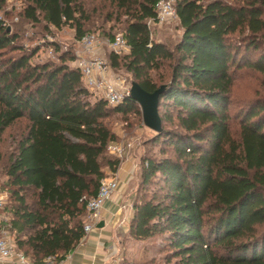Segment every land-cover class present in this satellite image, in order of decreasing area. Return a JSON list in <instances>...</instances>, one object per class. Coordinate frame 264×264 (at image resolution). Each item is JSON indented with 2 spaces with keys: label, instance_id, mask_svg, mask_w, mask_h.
Listing matches in <instances>:
<instances>
[{
  "label": "trees",
  "instance_id": "1",
  "mask_svg": "<svg viewBox=\"0 0 264 264\" xmlns=\"http://www.w3.org/2000/svg\"><path fill=\"white\" fill-rule=\"evenodd\" d=\"M7 1L0 0V11ZM156 1L112 0L128 17L123 33L130 45L124 55L107 53L116 72L125 69L153 92L163 85L154 73L172 65L159 103L163 131L156 133L171 154L142 159V185L157 180L162 194L139 192L130 235L164 238L182 264H264V0H177L183 34L175 52L148 25ZM21 15L48 30L69 26L78 40L95 32L93 15L79 0H25ZM235 33L243 34L240 45ZM20 38L0 17V137L27 121L9 156V184L0 188L10 194L18 251L33 264L49 257L60 264L85 239L88 202L97 197L105 168L117 174L122 166L108 151L118 140L109 120L142 110L131 95L115 106L93 101L70 64L75 55L35 62L40 47L26 49ZM241 68L263 75V91L231 115ZM4 158L0 149V164Z\"/></svg>",
  "mask_w": 264,
  "mask_h": 264
},
{
  "label": "rangeland",
  "instance_id": "2",
  "mask_svg": "<svg viewBox=\"0 0 264 264\" xmlns=\"http://www.w3.org/2000/svg\"><path fill=\"white\" fill-rule=\"evenodd\" d=\"M79 1L85 3L90 14L93 15V26L95 28H92V32L100 33L105 40H111L112 42L117 33L124 32L128 17L123 15L121 11H118L112 0ZM226 1L236 2V0ZM24 6L25 0H8L3 10L0 11V17L5 19L9 27L20 33L21 38L19 43L24 45L26 49L40 47L39 52L34 58L35 62L46 60L58 61L59 55L68 51L76 57L77 51L80 48L79 40L76 39L75 29L65 26L60 30L55 28L48 30L44 23L34 24L33 22H28L21 18ZM152 31L155 40L165 43L169 49L175 52L176 46L183 34V29L178 19L170 21L161 27H153ZM242 36L243 34L240 33L232 35L235 44L240 45L239 41ZM106 49L107 53L111 52L109 47ZM257 55L259 54L257 53ZM238 59H241V55ZM70 64L72 67H75L74 61ZM171 66V63L167 62L160 73H154V79L157 81L158 86L169 82L167 77L171 73ZM120 75L126 80L127 85H132L134 78L129 72L122 69ZM162 75L165 77L163 80L160 78ZM262 81L263 75L255 70L248 68L236 69L232 90L233 103L229 107L231 115H235L242 107H245L249 102L262 95ZM94 97L95 95L91 98L93 101L95 100ZM109 123L112 130L118 135L117 143L132 145L128 148L125 159L121 160L124 164L132 162V169L128 171V189L125 192L126 199H123L131 200L134 206L140 193L144 197L161 196L162 193L159 191L160 185L157 180L147 188H144L142 185V159L144 157L163 158L171 154L170 149H167V146L163 144L162 139L156 135V132L144 124L142 111L140 113H132L127 118L115 115L109 120ZM26 126L27 121L25 119L19 120L0 137V149L5 156L3 162L0 164L1 187L4 184H9L5 174L9 156L15 152L18 141L26 132ZM233 129L235 132L239 129L237 120L233 123ZM158 139L160 140L158 141ZM105 172L107 176L112 174L107 168H105ZM2 191H6V189L2 190L0 188V192ZM33 200V192H27V202L31 203ZM115 225L113 226L114 235L112 239L113 243H115L113 246L117 247L120 251V264H182L179 258L173 256V252L168 248L164 238L158 237L145 241L136 240L130 235V226L119 228L117 225L115 227Z\"/></svg>",
  "mask_w": 264,
  "mask_h": 264
},
{
  "label": "built area",
  "instance_id": "3",
  "mask_svg": "<svg viewBox=\"0 0 264 264\" xmlns=\"http://www.w3.org/2000/svg\"><path fill=\"white\" fill-rule=\"evenodd\" d=\"M176 3L177 0H157L155 3L156 17L148 19L150 28L161 27L177 19ZM107 47L118 55L130 51V45L123 32L117 33L113 42L105 40L100 33H89L79 40L80 50L77 51L74 66L80 70L84 86L95 97L105 99L111 106H115L131 95V86L127 85L126 80L113 68L107 58ZM131 146V144L113 142L109 145L108 151L111 155L123 160ZM120 187L121 182L117 174H111L101 181L97 197L88 202L84 226L85 238L98 229L103 220L106 203L113 199ZM9 205L10 194L7 191L0 192V262L33 264L29 257L17 249L15 237L11 232L12 215L7 211ZM118 206L116 225L119 228L130 226V219L133 215L131 200H123ZM43 264L58 263L54 257H49Z\"/></svg>",
  "mask_w": 264,
  "mask_h": 264
},
{
  "label": "crops",
  "instance_id": "4",
  "mask_svg": "<svg viewBox=\"0 0 264 264\" xmlns=\"http://www.w3.org/2000/svg\"><path fill=\"white\" fill-rule=\"evenodd\" d=\"M131 163H122L117 172L121 180V187L119 192L104 207L102 220L104 227L98 228L85 238L80 246L60 264H118L121 261L120 251L113 246L115 244L112 239L114 235L113 226L118 216V205L124 200L125 192L128 189V171L132 169ZM0 264L12 263L0 262Z\"/></svg>",
  "mask_w": 264,
  "mask_h": 264
},
{
  "label": "water",
  "instance_id": "5",
  "mask_svg": "<svg viewBox=\"0 0 264 264\" xmlns=\"http://www.w3.org/2000/svg\"><path fill=\"white\" fill-rule=\"evenodd\" d=\"M11 27H9L10 29ZM167 85H161L153 92L145 90L140 83L133 81L131 85V96L135 99L142 110L144 124L156 132L157 134L163 131V122L159 112L160 97L166 90ZM104 227L101 223L98 228Z\"/></svg>",
  "mask_w": 264,
  "mask_h": 264
}]
</instances>
